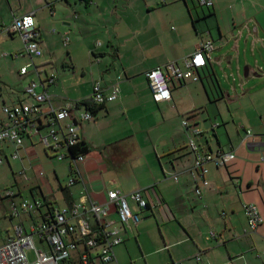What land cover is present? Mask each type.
<instances>
[{"label":"crops","instance_id":"crops-1","mask_svg":"<svg viewBox=\"0 0 264 264\" xmlns=\"http://www.w3.org/2000/svg\"><path fill=\"white\" fill-rule=\"evenodd\" d=\"M93 2L94 0L90 3L86 0H0V39L3 38L4 44H15L13 42L20 36L10 34L7 29L14 19L33 14L43 54L50 56V59L39 65L53 64L52 58L57 49L64 47L70 61L64 63L65 68L76 74V54H94L100 67L98 73H91L92 79L86 95L73 99L74 101L66 100L65 103H57L51 97L56 108L88 98L96 83H100L107 94L111 93L112 85L118 84V98L106 103L95 114L94 119L84 122L81 128L82 141L90 149L82 171L86 186L95 200L103 203L109 191L129 195L135 190H144L149 204L147 210L141 211L130 201L132 211L142 221L137 226L132 224L131 229L121 230L119 237L122 243L115 247V252L118 248L117 253L122 258L124 253L129 254V250L135 248L141 264H264V163L261 162L264 157V130L260 122L261 119L264 120V111H260V119L249 117L247 124L239 126L232 125L235 124L234 121L229 123L224 120V126L219 122H209L212 116L207 110L214 104L213 101H216L218 107L231 99L224 94L222 88L221 98L212 101L206 94V82L213 83L216 77L212 54L207 67L196 73L200 80L192 81L201 83V86H190L189 81L172 83V101L156 103L146 73L156 68H165L177 61L181 69L185 70L181 60L210 39L206 34L202 35L205 33L203 32L200 40L193 46H180L172 49V52L162 49L161 45L157 48L158 44H132L137 53L129 60L123 57L121 47L114 43L112 37L108 44H97L102 49H92L91 44H71L69 31L72 28L83 31L84 27H92L94 24L91 22ZM148 9L150 12L155 11L152 5H148ZM47 10L51 13L50 20L43 17ZM125 10L128 11L127 7L123 11ZM118 14L119 9H116L113 15ZM8 23L11 25L7 27ZM66 27L72 28L68 31ZM52 30L54 34L51 33ZM256 33L259 34V30ZM57 37L59 42L55 40ZM65 38L68 39L67 42ZM166 52L169 53L167 56ZM14 53L16 57H28L22 46ZM11 54L5 53L4 56H14ZM108 55H112L115 61L110 60V63L105 60ZM28 64L29 60L20 70ZM20 70L21 78L32 75L29 72L27 76H21ZM45 73L49 75L47 71ZM83 74L85 75L84 70ZM18 94H13L15 100L11 106L19 102L31 104L26 103L25 98ZM21 95H26L25 88ZM4 106H8L5 100ZM194 113V118L205 133L201 141L204 149L234 152L236 156L226 166L212 163L208 165L209 172L205 179L209 186L206 188L202 186L201 177L194 178L192 174L193 156L182 128L183 119ZM3 122L1 120L0 124ZM248 132L251 134L247 137ZM8 149L11 151V148ZM30 155H34L32 151ZM55 177L59 181L58 175ZM75 186L77 190L74 192L72 188ZM73 187L70 188L72 198L68 203L84 201L83 185L76 184ZM196 187L202 189L203 195L200 198L195 195ZM244 204L255 205L263 219L262 225L254 233L248 232ZM35 213L37 212L10 217L6 210L5 218L9 219L11 227L5 230L0 244L13 235L15 225L22 223L29 228L37 222ZM15 218L18 219L17 223H13ZM110 219L114 226L120 227L116 213ZM155 229L159 230V234H156ZM211 233L215 237H211ZM196 256L200 257L199 261Z\"/></svg>","mask_w":264,"mask_h":264},{"label":"built area","instance_id":"built-area-1","mask_svg":"<svg viewBox=\"0 0 264 264\" xmlns=\"http://www.w3.org/2000/svg\"><path fill=\"white\" fill-rule=\"evenodd\" d=\"M201 7H213L212 0H199ZM10 34H17L24 43L25 53L30 59L29 64L20 70L21 76L29 72L38 76L39 81H31L25 88V94L34 99L31 104L19 102L13 106H4L3 113L7 120L0 124V166L8 162L7 149L13 150V158H18L21 151L38 157L37 147L41 146L46 156L61 163L66 162L69 173V183L64 190H69L76 184L83 185L82 195L84 201L69 204L62 210L54 208V192L46 181L47 176L43 168L34 174L35 185L30 189L34 201H22L19 206L14 199L18 195L13 190H7L4 199L11 203L7 209L8 216L19 217L21 214L40 212V223L34 222L29 228L22 223L13 228V235L0 244V264H118L115 247L122 243L119 234L121 230L131 229V225L141 223L140 217L135 214L130 201L135 203L141 211L149 208L144 196V190H135L129 195L119 191H109L103 203L95 200L87 188L82 166L87 160L85 154H74L73 149L82 142L81 128L84 122H91L95 113L92 108L104 106L118 98L120 89L118 84L111 86V93L100 83L93 86L92 93L85 100L68 103L65 107L56 108L48 94V86L56 82L55 74L43 78L44 66L37 64L43 56L40 44V34L35 26L34 15L29 14L14 19L7 29ZM68 39H66V42ZM212 41L200 44L195 52L184 57L181 61L185 70L181 69L179 62L168 64L165 68H156L146 73V78L156 103L162 104L172 101L171 84L175 82L199 81L196 73L207 67L211 54L214 52ZM31 69V70H30ZM42 88L40 92L38 90ZM182 127L187 135V144L193 156L192 174L194 178L201 177L202 186H209L205 175L209 172L208 165L226 166L236 158L234 152L218 150L216 152L204 149L202 139L204 131L199 127L194 117H185ZM264 129V122H263ZM45 132V134L43 133ZM251 133H247V137ZM29 142V146L25 142ZM261 162L264 163V157ZM25 181L31 182L25 169L20 173ZM177 180V177H175ZM47 183V195L41 191V186ZM63 188H61L62 190ZM63 192V190H62ZM22 196V191L19 193ZM196 197H202V189L196 187ZM44 206L48 207L45 214L41 213ZM245 216L248 220V232L254 233L263 223V219L253 204H244ZM116 213L117 224L110 216ZM211 237L215 234L211 233ZM36 240L43 245L37 248ZM28 252H32L33 260L29 259ZM264 254V252H263ZM199 261L200 257L196 256Z\"/></svg>","mask_w":264,"mask_h":264},{"label":"rangeland","instance_id":"rangeland-1","mask_svg":"<svg viewBox=\"0 0 264 264\" xmlns=\"http://www.w3.org/2000/svg\"><path fill=\"white\" fill-rule=\"evenodd\" d=\"M212 2L214 7L207 8L201 7L198 0H94L91 6L93 15L91 22L94 23L92 27H87L90 29L84 27L83 31L72 27L65 29L69 31L72 28V31H69L71 44H76L75 42L91 44L92 49L95 47L102 49L97 44H108L109 38L112 37L114 43L121 47L122 55L126 60L136 56V48L134 49L132 44H158L157 48L161 45L162 49L172 52V49L180 48V46L186 48L193 46L202 35L206 34L210 41L213 40L215 48L212 53V63L216 75L213 83L206 82L207 90L212 101L222 97V89L226 96L231 97L230 101L226 100L218 107L216 101H213L214 104H211L207 110L212 116L209 122H219L221 126H224V120L229 123L234 121L235 124L232 125L235 126L247 124L249 117L260 119V111H264V0H212ZM148 5H152L155 11L150 12ZM126 7L128 11L125 10L127 13L123 14ZM116 9H119L118 16L113 15ZM43 17L45 20L46 18L50 20V11H45ZM10 25L8 23L6 26ZM256 30H259V34ZM53 32L54 30L51 31L52 34ZM55 40L59 42L60 39L57 37ZM13 43L15 44H4L3 38L0 39V121L7 120V116L3 113V100L11 106L12 101L15 100L13 94L18 92V95L25 98L26 103H33L34 99L21 94L31 81H39L35 74L25 78L19 76L20 68L26 65L28 60L30 62V59L16 57L14 53L21 46L24 49L20 37ZM60 44L63 42L60 41ZM5 53H12L14 56L5 57ZM167 54L169 53L166 52V56ZM67 55L64 47L57 49L52 58L53 64H46L43 67L49 75L56 76V82L50 86L49 95L57 103L84 97L92 79L91 73H95L100 67L92 52L77 53V56L75 55L77 73L74 74L71 69L65 68L64 63H70ZM47 59H50V56L44 53L43 57L37 60V64H43ZM105 60L114 62L115 58L108 55V59ZM247 69L250 70L248 78L245 77ZM45 76L44 72L43 78ZM194 84L201 86V83L189 81L190 86ZM41 90L42 88L38 92ZM260 122L263 128L264 120L261 119ZM25 145L29 146V142L26 141ZM13 152L7 149L8 162L0 166V240L4 238L5 230L11 227L9 219L5 218V212L11 205L3 198L6 191L13 190L18 194L14 199L17 206L24 200L32 203L34 196L30 189L35 185L33 175L39 168H43L47 176L46 181L54 192V198L52 197L56 201L54 208L62 210L66 207L61 190V188L65 189L69 183L66 162L49 159L41 146L37 147L39 156L37 159L25 152L20 153L18 158H13ZM23 169L32 178L31 182L25 181L20 175ZM55 175H58L59 181ZM47 186L45 183L40 187L44 195L49 192ZM76 190L77 186L72 188V191ZM19 191H22V196L19 195ZM47 211L48 207L44 206L41 213L45 214ZM36 212L34 216L37 223H40L41 214ZM17 221L18 219L15 218L13 223ZM155 232L159 234L158 229H155ZM131 238L135 240L133 236ZM36 246L41 247L37 240ZM117 251L118 248L115 253ZM138 254L135 248H131L129 254L124 253L122 258L117 253V262L119 261L118 264H141L137 259ZM28 256L30 260H33L32 252H28Z\"/></svg>","mask_w":264,"mask_h":264},{"label":"trees","instance_id":"trees-1","mask_svg":"<svg viewBox=\"0 0 264 264\" xmlns=\"http://www.w3.org/2000/svg\"><path fill=\"white\" fill-rule=\"evenodd\" d=\"M86 1H87L88 3H90L91 0H86ZM192 22L195 23L194 20H192ZM205 91H206V94H207L208 98L211 100V97H210V95H209V92H208L207 88H205ZM84 100H85V99H83V101H84ZM102 109H103V106H95V107L92 108V111L96 114V113H98L99 111H101ZM190 116L195 117L196 114L194 113V114H191V115H189V116H187V117H190ZM89 152H90L89 147H88V146L86 145V143H84L83 141L80 142V143H79V144L73 149V153H74V154H85V155H87ZM62 190H63L64 196L66 197L67 200H69V199L72 198V195H71V193H70L69 190H64V189H62ZM31 191H32V193H33V190H31Z\"/></svg>","mask_w":264,"mask_h":264},{"label":"water","instance_id":"water-1","mask_svg":"<svg viewBox=\"0 0 264 264\" xmlns=\"http://www.w3.org/2000/svg\"><path fill=\"white\" fill-rule=\"evenodd\" d=\"M245 77L246 78L248 77V70H246Z\"/></svg>","mask_w":264,"mask_h":264}]
</instances>
